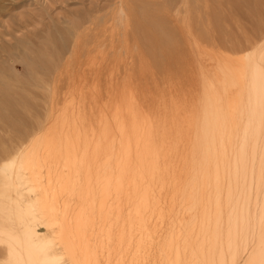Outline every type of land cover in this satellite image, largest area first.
Returning <instances> with one entry per match:
<instances>
[{
	"label": "rangeland",
	"instance_id": "1",
	"mask_svg": "<svg viewBox=\"0 0 264 264\" xmlns=\"http://www.w3.org/2000/svg\"><path fill=\"white\" fill-rule=\"evenodd\" d=\"M118 2L119 0H0V172H2L5 166L14 161L18 157L20 152V154H23V151H25V149H28V147L32 148L33 142H36V145L34 144L35 147L38 144L37 147H40V149L45 148L44 152H41L45 155V160L48 159H46V155L47 157L49 156L48 154H46L47 152H49L48 150L53 153L56 151V155L53 153L50 154L49 152V154L51 155L49 157L51 158H49L47 161L49 163L52 161L51 163L54 165H51V167L56 166V164L58 163L57 166H63L64 168L61 167V170L56 166L57 169L61 171L56 170V167H54L51 170L52 174H57V171L58 173H63L67 172V170H72L71 168H69V166L65 167V158L62 159V157H64L63 152L68 151L69 154H73L71 152V149L79 148L81 149L80 151H78L80 153L82 151L84 152V150L87 148L93 149H89V152L88 150H86L90 157V163H88L89 160H87L86 164L88 163L87 165L90 166L89 170L92 174L90 179V188L91 191L95 192V196L98 193L99 189L98 187L96 189L97 191L95 190V188L98 186V182L96 184V181L98 180L97 175L101 179V176L105 175L107 171L112 175H115L114 172H123V174H121L124 175V177L122 176V180H124L123 178L127 176L126 174H128V171L130 172V168H135L134 170L137 171L136 168L137 166H139L137 169H141V172H143L146 177L148 176V174H151V177H154L151 180L149 175L146 178L148 184L147 181L145 184L148 185L149 192L152 194V196L157 198L155 200L153 198V200L156 203L155 210H157L158 212L156 211L153 216L147 219L148 224L151 222L149 225L147 224V229L150 230V228H152L151 231L148 232H150V234L154 232L155 237L153 236V234L151 236V238H154V240L152 239V243L154 245L156 244L158 249L153 248L155 251L152 249V253L149 256L150 258L148 257L150 260L148 258H144L145 260H141L140 258H138V256H135V253L132 249L130 250L132 251L133 255L130 253L131 251L129 249L126 253H128L132 257L134 256L133 258L128 257V254L125 255V253L123 252L122 254L120 252H115V254H117L115 255L113 253V256L110 258L105 257L103 254H99V264H112L110 262H113L114 264H121L120 262H122L123 264L125 260V263L129 262H127V260H131L133 264L136 263V261L134 260H141V262H139L138 264H154L155 261L159 262L155 263L160 264L162 258L160 259V256L158 254L159 249L162 245H164L165 240L168 238L167 236L177 233V230L181 228V230L183 231V227L185 226V224L189 223L187 221H189L188 218H190L189 216L192 211L187 206L191 204V195H195L198 188H200L201 186L205 187V192H202L204 193V195H202V199H200L201 202L199 201V204L196 206L198 210L196 208L193 209V214H196L197 217H195L197 220H199V211L202 212L203 209L206 210V208L204 207H209L210 205L207 204L208 200L206 198V185H204V182L201 181V174L199 175V173L201 172L200 161L202 160L200 157H202L201 154H203L201 151L206 146V143L202 141L204 140V136L202 135V133L204 132L203 130L205 129L204 127L206 121H213L212 116L214 117V114L211 113V110L216 105L214 104L212 106V104L214 102H218L219 106L220 104L223 105L222 100L224 101L225 94H227L226 98L228 97V100H231L232 102L235 100L236 103L238 101V95L244 90L243 85H245L246 79L242 74L244 70L242 64L244 65L245 59L242 57V52H244L245 55L249 54L250 51H252L253 45L256 42L260 43V41H262V38L264 37V0H189L188 5L186 6L182 4L181 0H123L122 2H119L120 6ZM182 5L183 8L185 7V10L182 8ZM200 5L201 7H198ZM189 6L191 7L189 8L191 11L187 8ZM117 8V11H119L121 15L113 13L116 12ZM121 9H125L127 14H124L125 11H122ZM174 9H176L178 12ZM122 15L123 17L121 18ZM185 15L187 17H185ZM115 16L118 19L120 18L119 21L121 23L116 20L117 18ZM113 17L115 18L112 19ZM189 18L191 19L189 20ZM184 20L190 24H188L187 22V24H185ZM108 29H110V34ZM159 33L161 34V37ZM96 38L97 40H95ZM99 38L100 40H98ZM78 45L80 49L77 47ZM24 47H27L26 51H24L25 49H22ZM98 47L100 48L98 49ZM85 51L87 53H85ZM244 54L243 56L245 57ZM24 56H26L25 58H27L28 60H24ZM69 58H71L70 63L69 61H67L69 60ZM88 58L90 59V61ZM85 60H88V62L85 63ZM67 62L70 66H68ZM236 62H238V65L236 64ZM78 63L80 64L77 66ZM233 64L235 66V69ZM83 65H86L85 67L88 68H85ZM222 66L225 67L223 70ZM237 66L239 68L238 70L236 69ZM229 67H231V70L229 69ZM81 69H83L82 71L84 72H82ZM64 70L66 71L65 74L63 72ZM77 71H79V73ZM232 71H234L235 73H233ZM229 72H231L232 75H235V77L237 76V78L232 77ZM53 77H55V80H53ZM217 79L221 81V84ZM226 81L228 84L226 83ZM217 82L219 84H217ZM65 83L66 85L68 84L69 87H65ZM236 84L239 85L237 86ZM218 85H221L222 88ZM225 85L229 86H226L225 88L223 87ZM79 87L80 89H78ZM89 87L90 89H88ZM54 88L55 90L53 91ZM220 89H222L223 91H221ZM227 89H229L228 91L230 92V94L229 92H227ZM215 90L218 91L217 93H219V95H216ZM90 92L93 93V95L90 94L88 97V94ZM61 93H63V97L62 95H60ZM43 94L45 96H42ZM51 94H54V96ZM229 95H232L233 97L231 98V96ZM82 98H84L85 100L83 101ZM213 98L216 100L213 101ZM46 99L47 101H45ZM67 99H69L68 102ZM208 103L209 106L211 105V110H209V108L205 109L207 108ZM234 106H237V103ZM208 112L210 115H208ZM204 113H206V115ZM207 116H210V118L208 117L209 120H204L205 118H207ZM197 118H202V120ZM67 119L69 120L66 121ZM131 119H133V123H131ZM233 119L238 125H236V131H238V134L235 133L237 136H242V132H246V130L249 129L246 132L247 134H245L246 137L244 135V148L247 152H249L250 149L254 146L253 139L255 133H253V127H250V123L248 122L249 120L245 116L240 117V120L239 117L235 115ZM127 120L130 121L127 122ZM196 120L197 123L200 121V124L198 123V125H200L199 128L201 127L200 131L197 130L198 125L196 128ZM127 123L131 125H127ZM201 125H203L204 127ZM124 126H126V128H124ZM127 126H129L130 128L128 127L127 129ZM150 128H152L151 131ZM79 129L82 130V132ZM49 131L51 135L49 134ZM197 131L200 133H198ZM249 131L252 133H250ZM77 132L79 133V135ZM261 132L264 134V130H261ZM131 133L134 135V137L136 136L137 138H134ZM143 133L147 136V138L149 137V140L151 139L150 142L153 141L154 143H150L147 138H144L146 136ZM151 133L153 134L152 136H154V140L151 136ZM41 134L44 135L43 138L41 137L43 136ZM70 135L73 136V138H70ZM123 135H126V137ZM194 135L196 136V138ZM78 136L81 137L80 139H82V141L84 142H82L81 140L78 141ZM122 137H125V139ZM132 137L134 138V140L132 139ZM262 137L263 136H261V138ZM31 138L33 139V141ZM57 138L59 139V141H62L64 145L62 142H58ZM112 138H114L115 140ZM197 138H199V142L197 141ZM50 139L52 140V142L50 141ZM145 139L148 140V142L146 141V144L149 143L148 147L145 144ZM70 140L72 141V143ZM76 140L79 142L78 144L81 145L82 143L83 146L80 147H83V150L82 148L78 147L79 145L76 146L77 144H74ZM135 140L139 143H136ZM162 140L165 144H162ZM88 141L90 142L86 143ZM113 141L114 143H112ZM125 141L126 144L124 143ZM43 142L47 144H43ZM132 142L134 143L132 144ZM238 142L236 144L237 147L235 146L236 149H239L240 143ZM55 143H57L58 145H55ZM95 143H97V145ZM105 143L107 145H105ZM115 143L117 145V148L119 146V150L114 147ZM51 144H53L55 148ZM141 144H143L145 148ZM153 144L156 148L154 149V152L153 150H151L154 148ZM24 145H26V147ZM93 145H95L94 148L92 147ZM102 145L105 146L103 147ZM108 145L111 146H109L111 149L108 148ZM122 145H124V148ZM162 145L164 147H162ZM263 145L264 143L262 142V139H259L257 145H255V148L261 149L263 148ZM56 146L58 148H56ZM101 146L103 148H101ZM158 146L159 148H163L165 152H162V149H158ZM190 146L191 149L189 148ZM51 147H53L54 149H51ZM99 147L101 148V150L99 149ZM106 147L107 149H104ZM196 147H198L197 149L200 150L198 151L197 149H194ZM59 148H61L62 150ZM146 148H150L148 149V153H146ZM121 149H125L124 152H121ZM157 149L158 154H156ZM99 150L101 152L104 150V154ZM111 150L112 152H110ZM140 150H143L142 154ZM194 150L195 153L198 151V155L196 154L195 157V153L193 152ZM96 151L99 152V155L101 153L100 156L102 157L97 155V153H95ZM151 151L152 154H150V156L149 153H151ZM130 152L132 153V155ZM187 152L189 153V155ZM160 153L161 155L162 153L164 155L166 154V156L161 159L163 155L161 156ZM52 154L56 157L54 158V160L52 159ZM91 154L92 157L94 156V163L95 158L97 156L99 157V161H97L98 159H96L97 162L95 164H93V160H91ZM119 154L120 157L117 156ZM143 154H145L146 156L144 155L143 157ZM59 155H61V159L57 157ZM130 155L133 157H130ZM155 155L158 157L156 158ZM186 155L188 157H192H189L188 160V157ZM138 156L139 158L143 157V160H145L143 161L142 159H138ZM152 156H154V159L152 158ZM196 156L198 157V159ZM145 157H147L148 159ZM132 158L136 161L134 162ZM128 159H131L135 165H138H134L135 167H131L132 165L130 166V164L132 161L128 162ZM152 159L153 162L151 161ZM115 161L117 162L116 164ZM137 161L138 163H136ZM139 161L144 162L146 167L143 165L144 163H142L141 166L139 164ZM185 161L187 164L184 163ZM187 161H189L190 163L193 162L191 164L193 166L187 167V165H190V163ZM154 162H157L158 165ZM97 163L99 164V169H101L99 170V173L97 172ZM147 163L148 165L154 163L155 165L151 164L150 166H153L156 169L152 167L151 173H147L146 170L149 168ZM103 164L104 167L102 166ZM184 164H186V166ZM72 165L73 163L71 164V166ZM91 165H95L97 168L94 169V167H91ZM123 166L126 167L125 170H127L128 168L126 174L124 173L125 170ZM160 166L165 167L166 171H164V168H161ZM102 167L106 168V170H103ZM142 167L144 168V170L146 168V170L144 171ZM158 167L160 171L162 170V172H160L158 169L157 172L159 174L155 171ZM191 167L194 168L190 169ZM68 168L71 170H69ZM53 169H55L56 172H54L55 170L53 171ZM150 169L151 168H149L148 171H150ZM188 169H190L189 172ZM184 170L188 172L189 176ZM191 170H194L195 172ZM42 171L43 176H45L44 169H42ZM103 171L105 174H103ZM93 172L95 173L96 177ZM190 172L192 174V177L190 176ZM195 173L198 174L196 175ZM183 174L186 175L187 178ZM173 176L175 177V180L172 181ZM196 176L198 178L200 176V178L198 179L196 178ZM170 177L171 181L169 179ZM46 178L47 177H42V180L46 181ZM157 178L160 181H158ZM188 178H192L193 180L191 181L190 179V181H187ZM153 179L154 181H157L154 182ZM197 180H200L204 186L201 185L199 181V183H197V186V184L195 183L197 182ZM0 182L1 191V188L4 187L3 179L0 178ZM185 182L189 184H185ZM168 184L170 185V187ZM162 185L165 187L163 188ZM154 186H156V188ZM160 186L161 188H163V190L160 188ZM185 187L190 190V193L189 190H186ZM157 188L158 190H156ZM182 189H184L185 191ZM22 192L24 194H29L25 189H23ZM162 194H165L163 195L164 197L162 196ZM169 194L172 195L170 196ZM177 194H180L181 197ZM188 195L189 198L186 199ZM178 198L181 199L178 200ZM184 198L186 201L184 200ZM205 199L207 202L205 201ZM1 200L2 196L0 195V202ZM72 202L74 201H71V206L69 209L70 215L74 212L75 209V207L72 206ZM179 202L183 205H181ZM205 204L207 206H205ZM71 207H73V210L71 209ZM157 208H159V210ZM160 208H162L163 210H160ZM183 209H186V214ZM175 210L178 212H175ZM188 211L191 212L188 213ZM175 213H178V215H176ZM160 214H162L164 218H162ZM4 215L5 213L0 209V264H12V262L8 260L10 259L7 251L8 247L5 242L2 241L5 237V231H7L5 223L8 222L7 218ZM180 215H182V219L180 218ZM154 216L157 217V220H155ZM169 216L172 217V220H170L171 217ZM159 219L162 220L159 221ZM178 219L180 221L183 220V222L181 221V223ZM184 219H186V221ZM154 221H156V229L152 227L153 225L156 226ZM161 222L163 226L159 225V223L161 224ZM177 222H180L181 225H179L180 223ZM167 223L170 225L168 226ZM171 225L173 227L175 226V228H173ZM160 226H162L161 228L163 229H161ZM164 232L166 234H164ZM60 247H58L57 250L63 251L64 249L62 250V248ZM123 254L126 257H124ZM153 255L156 256L154 257ZM119 256H122L123 258H119ZM135 257H137V259ZM129 258H132L133 260ZM154 259L155 261H153ZM131 261L129 262L130 264H132ZM240 263L241 262H239V264Z\"/></svg>",
	"mask_w": 264,
	"mask_h": 264
},
{
	"label": "bare ground",
	"instance_id": "2",
	"mask_svg": "<svg viewBox=\"0 0 264 264\" xmlns=\"http://www.w3.org/2000/svg\"><path fill=\"white\" fill-rule=\"evenodd\" d=\"M120 1L122 2L123 0H119V2ZM181 2L184 6H186V5H188L189 0H181ZM183 5H182V8H183ZM119 6H120V3H119ZM122 7H124V6H122ZM177 7H179V6H177ZM198 7H201V5ZM124 8H126V7H124ZM187 8L189 9L191 7L189 6ZM176 9H174V10L177 11ZM117 10H118V8L116 9V12H113V13L114 14H120L119 11H117ZM123 10L125 11V9H123ZM125 13H126V11L124 12V14ZM115 17H113L112 19H114ZM122 17H123V15L121 16V18ZM185 17H187V16L185 15ZM208 18H211V17H208ZM119 19L117 18L116 20L119 21ZM190 19L191 18H189V20ZM185 20H188V19H185ZM185 20H184V22H185V24H187L188 22ZM110 22H111V20H110ZM188 24H190V23H188ZM112 27H113V25H112ZM110 29H108L109 34H110ZM103 31H105V30H103ZM154 33H158V32H154ZM103 34H104V32H103ZM161 34H162V32H161ZM161 34H160V37H161ZM101 36H102V34H101ZM103 36H105V35H103ZM95 40H97V38ZM98 40H100V38ZM102 42H100V43H102ZM85 45H87V44H85ZM85 45H83V46H85ZM92 46H93V43H92ZM77 47L79 48V45ZM100 47H98V49ZM26 48L27 47H24L22 49L23 50L25 49L24 51H26L27 50ZM93 48H95V47H93ZM197 49H198V46H197ZM86 51H85V53H87ZM88 53H90V52H88ZM26 54H28V53H26ZM68 54H69V52H68ZM243 54H244V52H242V57L245 59V61L243 60L245 63H244V65L242 64L243 69H244L242 74H243V76H245L246 82H245V85H243L244 90L242 91V93L239 92L240 94L238 95L239 96L238 98L236 97L238 100L236 102L237 106H234L236 104L235 100L232 99V100H234L233 102L231 100H228V97L226 98L227 94H225L224 95V101L222 100L223 105L220 104V106H219L218 102H216L218 104H216L214 102L212 104V106L214 104L216 106H214V108L212 110L210 108L211 105L209 106V103L207 105V108H205V109L209 108V110L212 111L211 113L214 114V117L212 116L213 121L209 122L210 120L208 119V117L210 118V116H207V118H205L206 117L205 116L204 120L208 119L209 121H206L205 127L203 125H201L205 129L203 130L204 132L202 131L203 132L202 135L204 136L203 137L204 140H202V139H200V140H202L204 143H206L205 145L207 147L205 146V148L202 149V151H201L203 154H201L202 157H200L202 159V160L200 159L201 160L200 163L202 165L200 164L201 172L199 173V175L201 174V181L204 182V185H206V189H207V193H206L207 197L206 198H207L209 203L206 201V199H205V201L207 202V204H210V205H209V207H204V208H206V210L203 209L202 212L199 211V213H198L199 220L196 219V217H197L196 214L195 215L193 214L194 213L193 209L196 208V206L199 204V201L201 202L200 199H202V195H204V193H202V192L205 190V187H202V186L200 188H198L197 193L195 195H191V197H190L191 198V204L189 206H187L192 211V212L188 211V213L191 212V214L189 216L190 218H188L189 221H187L189 223H186V224L183 223V224H185V226L183 227V231L181 230L182 228L181 229L178 228L179 230H177V233L167 236L168 237L167 239L165 237V239H166L165 243H164V245L161 246V248L158 251L156 244L154 245L152 243L154 238H151V236H152V234L154 236V232L153 233L151 232L152 234H150V232H148V231H151L152 228H150V230L147 229V227H148L147 226V224H148L147 219H149L151 216H153L154 213L157 211V210H155L156 209V205H155L156 203L154 202V200L157 198L152 196V194L149 192L148 185H146L145 183L147 181L146 178L149 175H150L151 180L154 177H151L152 176L151 174H148V176L146 177L143 174V172H141L142 171L141 169H139L140 170L139 171L137 169L139 167V166H137L138 164L137 165L134 164V162L136 160H133V158H132V160L134 162L131 159H128L129 160L128 162L132 161L130 166L131 165H132L131 167H133L134 165L137 166V168H136L137 171L134 170L135 168L132 169L129 167L131 170L129 169L130 172L128 171L127 172L128 174H126V171L128 170V168H127V170H125L126 167H124L125 166V164H124L123 168L125 171L124 170L123 171L127 175L125 177L126 179L123 178L124 180H122V176L124 177V175H122L123 172L116 173L113 171L115 173V175H112L111 173H108V171L106 174L103 171V174H105V175H102L101 179L97 175L98 180L96 181V184L98 182V186L95 188V190L98 187H99V189H98V193H97L98 195L96 194V196H95V192L91 191V188H90V186H91L90 179H91L92 174L89 170L90 166L87 165L88 163H90V159H89L90 157L88 155L90 148L85 149L84 152L82 151L83 152V153L81 152L82 154L80 152H78L81 150L79 148H75V149L70 148L72 150L71 152L73 154H71V153L69 154L68 151L63 152L64 157H62V159L65 158V162H66L65 167L69 166V168H71L72 170L68 168L71 171L67 170V172L58 173V171L62 170L61 167H63V166H61V167L57 166L58 163L56 164V160H55L56 166L61 170L57 169V167L54 166V167H56V170H58V171L56 174V173H54V172H56V170L53 169V171L54 170L55 171L53 172L54 174H52L51 170L54 167L53 166L51 167V165H54V164L51 163L52 161L50 162L51 163L50 164L47 160L49 158H51L49 156H51L50 154L53 152H50V150H48V148H47V150L50 152V154H49V152L46 153L49 156L47 157V155H46V159L47 158L48 159L45 160V158H44L45 155L43 153H41V152H44L45 148L40 149V147H37L38 144L35 147L34 144L36 142L35 143L33 142V145L30 144L33 146L32 148L28 147L29 150L25 149V151H23V154H20L21 152L19 153V155L16 154V155H18V157L17 158L15 157L16 159L14 161H12L11 163H9L7 166H5L2 170V172H0V178L3 179V182H4V187L1 188L2 190L0 191V195L2 196V200L0 202V209L3 210V212L5 213L4 216L7 218V221H8L5 223V226L7 227V231H5V237L3 238L2 241L5 242V244L8 247L7 251H8V254L10 257V259H8V260L11 261L12 264H99L100 263L99 256H98L99 254H103L105 257L110 258L113 256V253L115 254V252H120L121 254L123 252L126 255V254H128V253H126V252H128V249L129 250L132 249L133 252L135 253V256H138V258H140L141 260L142 259L145 260L144 258H148L151 255L152 249L157 248L156 250L159 252L158 254L160 256V259L162 258L161 261L159 259L160 264H239V262H241L240 264H264V145H263V148H261V149L255 148V145H257L259 139H262V142L264 143V134L261 132V130H264V37L262 38V41H260V43L256 42L253 45L252 51H250L249 54H246V55L244 54L245 57L243 56ZM86 55H88V54H86ZM86 55H85V57H86ZM25 57L26 56H24V58ZM85 57H84V59H85ZM89 57H90V55H89ZM74 58H75V56H74ZM26 59L27 58H25L24 60H26ZM67 61H69V63H70L71 58H69V60H67ZM89 61H90V59H89ZM237 61H239V60H237ZM83 62H84V60H83ZM87 62H88V60L85 63H87ZM69 63H68V66H70ZM237 63L238 62H236V64ZM46 64H48V63H46ZM79 64L80 63H78L77 66ZM64 65H63V67H64ZM239 65H240V62H239ZM83 66L85 67L86 65H83ZM223 66H222V70L225 68ZM233 66H234V64H233ZM59 68H60V66H59ZM68 68H70V67H68ZM85 68H88V67H85ZM85 68H84V70H85ZM220 69H221V66H220ZM229 69L231 70V67H229ZM234 69H235V66H234ZM236 69L237 70L239 69L238 66ZM61 70H62V68H61ZM76 70H77V68H76ZM82 70L83 69H81V71ZM222 70H221V73H222ZM234 71H236V70H234ZM234 71H232V72L235 73ZM63 72L65 74L66 71L64 70ZM77 72L79 73V71H77ZM82 72H84V71H82ZM229 73L231 74V72H229ZM238 74H239V72H238ZM67 75H68V73H67ZM74 75H75V73H74ZM80 76H81V74H80ZM231 76L235 77V75H232V74H231ZM60 77H61V72H60ZM67 77H69V76H67ZM84 77H85V73H84ZM54 78L55 77H53V80H55ZM235 78H237V76ZM235 78H234V80H235ZM56 79H58V78H56ZM72 79H73V77H72ZM230 79H231V77H230ZM87 80H88V78H87ZM219 81L220 80H218V82ZM223 81H225V80H223ZM218 82H217V84H219ZM226 83H227V81H226ZM231 83H233V82H231ZM54 84H55V82H54ZM220 84H221V81H220ZM66 86L69 87V85L68 84L66 85V83H65V87ZM218 86H220L222 88L221 85H218ZM226 86L227 85H225L223 87L226 88ZM231 86H233V85H231ZM80 87L78 89H80ZM88 89H90V87ZM229 89H227V92H229L228 91ZM54 90H55V88L53 89V91ZM84 90H83V92H84ZM220 90L223 91L222 89H220ZM240 90H242V89H240ZM79 91H82V90H79ZM212 91H213V89H212ZM221 91H220V94H221ZM69 92H70V90H69ZM217 92L218 91L215 92L216 95L217 94L219 95V93H217ZM223 93H222V95H223ZM62 94L63 93H61L60 95H62ZM90 94L93 95V93L90 92L88 94V97ZM229 94H230V92H229ZM51 95L54 96V94H51ZM236 95H234V96H236ZM42 96H45V95L43 94ZM57 96H59V95H57ZM229 96H231V98L233 97L232 95H229ZM62 97H63V95H62ZM65 97H66V94H65ZM67 97H68V95H67ZM84 98H82L83 101L85 100ZM214 98H213V101L216 100ZM72 99H73V97H72ZM91 99H92V96H91ZM68 100L69 99H67V102H68ZM207 100H209V99H207ZM45 101H47V99ZM67 102H65V103H67ZM208 102H210V101H208ZM217 105H218V107H217ZM65 111H67V110H65ZM75 112H77V111H75ZM204 114L206 115V113H204ZM77 115H76V117H77ZM208 115H210L209 112H208ZM235 115H237L239 117V119L242 116L247 117V119L249 120L248 122L250 123V127L251 126L253 127V131H254L253 133H255L254 139H253V145L254 146L250 149L249 152H247L244 148L245 147L244 146V144H245L244 138L246 137L245 134H247L246 132L249 129L246 130V132H242L243 133V135L241 134L242 136H237L236 135V134H238L237 133L238 131H236L237 130L236 129L237 123L233 119V117ZM54 118H55V116H54ZM73 118H72V120H73ZM78 119H79V116H78ZM197 119L202 120V118H197ZM68 120L69 119H67L66 121H68ZM132 120L133 119H131V123H133ZM153 120H155V119H153ZM128 121H130V120H127V122ZM51 122H53V121H51ZM196 123H197V120H196ZM198 123L196 124V128H197ZM238 123H239V120H238ZM147 124H148V122H147ZM240 124H241V122H240ZM127 125H131V124L127 123ZM199 126L200 125H198V128H199ZM245 126H246V122H245ZM59 127H60V125H59ZM128 127L129 126H127V129H128ZM124 128H126V126H124ZM198 128H197V130L200 131L201 127L199 129ZM151 129L152 128H150V131H151ZM80 131L82 132V130H80ZM122 131H124V130H122ZM184 131H186V130H184ZM198 133H200V132H198ZM250 133H252V132H250ZM46 134H48V133H46ZM49 134H50V131H49ZM57 134H59V133H57ZM125 134H126V132H125ZM41 135H43V134H41ZM78 135H79V133H78ZM92 135H93V133H92ZM152 135L153 134L151 133V136ZM244 135H245V137H244ZM45 136H47V135H45ZM123 136L126 137V135H123ZM132 136L134 137L133 134H132ZM261 136H263V137L261 138ZM41 137L43 138L44 135ZM41 137H40V139H41ZM71 137L73 138V136L70 135V138ZM125 137H122V138L125 139ZM130 137H131V135H130ZM133 137H132V139L134 140V138L136 136L134 138ZM153 137L154 136H152V138ZM53 138H54V136H53ZM61 138H62V136H61ZM80 138L81 137H79L78 141H80V140L82 141V139H80ZM144 138H147V136ZM162 138H164V137H162ZM195 138H196V136H195ZM199 138H197V141ZM59 139H60V135H59ZM59 139H58V142H62V141H59ZM112 139H114V138H112ZM147 139H145V144H146V141L148 142V140H149V139L148 140ZM104 140H106V139H104ZM136 140H135V142L139 143ZM150 140H149V142H150ZM153 140H154V138H153ZM194 140H196V139H194ZM32 141H33V139H32ZM50 141L52 142L51 139H50ZM78 141L76 140L77 143L75 142L74 144H77L76 146L79 145L78 147L83 146L82 143H81V145L78 144L79 143ZM90 141H88L86 143H89ZM110 141H112V140H110ZM238 141H240V142H238ZM38 142H39V140H38ZM82 142H84V141H82ZM193 142H195V141H193ZM237 142L240 143L239 149L235 148ZM71 143H72V141H71ZM112 143H114V141ZM116 143H115L114 147L117 146ZM124 143L126 144V141ZM133 143L134 142H132V144ZM140 143H141V141H140ZM150 143H154V142L152 141ZM160 143H161V141H160ZM43 144H47V143L43 142ZM56 144L57 143H55V145ZM95 144L97 145V143H95ZM98 144H99V142H98ZM148 144H146L147 147H148ZM162 144H165L164 141ZM200 144H201V142H200ZM246 144H247V142H246ZM39 145H40V143H39ZM51 145H53V144H51ZM63 145H64V143H63ZM105 145H107V144L105 143ZM110 145H108V148L111 147ZM141 145L143 146V144H141ZM196 145H198V144H196ZM24 146L26 147V145H24ZM94 146L95 145H93L92 147L94 148ZM102 146H101V148L104 147V146L103 147ZM122 146L124 148V145H122ZM153 146H154V148L151 150H153V152H154V149H156V148H155L154 144H153ZM43 147H44V145H43ZM53 147L55 148L54 145H53ZM53 147H51V149ZM63 147H65V146H63ZM143 147L145 148V146H143ZM162 147H164V146L162 145ZM56 148H58V147L56 146ZM80 148H82V150H83V147H80ZM101 148L99 147L100 150H101ZM118 148H119V146H118ZM150 148H148V149H150ZM189 148L191 149V146ZM197 148L198 147H196L194 149H197ZM59 149H61V148H59ZM104 149H107V147ZM148 149L146 148V150H147L146 153H148ZM158 149L163 150V148H161V147L159 148V146H158ZM158 149L156 150V152L158 151ZM19 150H18V152H19ZM63 150H65V149H63ZM86 150H88V152ZM90 150H93V149H90ZM124 150L125 149H123V150L121 149V152L122 151L124 152ZM140 151L142 154L143 150H140ZM55 152L53 154L56 155ZM102 152L104 154L105 151L103 150ZM110 152H112V150ZM131 152H132V150H131ZM133 152H134V150H133ZM160 152H161V150H160ZM162 152H165V151L163 150ZM193 152L195 153V150ZM197 152L194 154V157L196 154L198 155ZM95 153H97V155H99L98 154L99 152L96 151ZM101 153H100V155H101ZM106 153H108V152H106ZM116 153H117V151H116ZM53 154H52V159L54 160V158H56V157L53 156ZM57 154H59V153H57ZM61 154H62V151H61ZM145 154H143V157ZM150 154H152V151H151V153H149V155ZM156 154H158V152ZM93 155H95V154H93ZM131 155H132V153H131ZM131 155H130V157H133ZM134 155H137V154H134ZM160 155H161V153H160ZM162 155H161L162 156L161 159L164 156H166V154L164 155L163 153H162ZM188 155H189V153H188ZM60 156L61 155H59L57 157L60 158ZM117 156L120 157V154ZM91 157H92V154H91ZM93 157L91 160H93V164H95L97 161H99V157L95 156L96 157L95 163H94ZM100 157H102V156H100ZM143 157L139 158V156H138L137 158L140 160L141 159L143 160ZM147 157H149V156H147ZM147 157H145V158H147ZM155 157L157 158L158 156L155 155ZM187 157H185V158H187ZM189 157L187 158L188 160H189ZM117 158H115V159H117ZM152 158L154 159V156H152ZM96 159H98V160L96 161ZM100 159H102V158H100ZM153 159L151 160L152 162H153ZM197 159H198V157H197ZM87 160H89V161L86 164ZM101 161H104V160H101ZM116 161H115V164L117 163ZM62 162H63V160H62ZM139 162H140L139 164L141 166H142V163H144L142 161H139ZM187 162H189V161H187ZM72 163H73V165H72L73 167L71 166ZM121 163H122V161H121ZM136 163H138V161ZM154 163H151V164H154ZM184 163H186V161ZM192 163H190V165H187V167L193 166V165H191ZM186 164H184V165L186 166ZM143 165L146 167L145 163ZM147 165H148V163H147ZM150 165H148L149 168H151L150 171H148L149 168L147 170L145 168L147 173H151L153 166H150ZM157 165H158V163H157ZM98 166H99V164L97 165V167ZM102 166L104 167V164ZM141 166H140V168H141ZM91 167H94V169L97 168L95 165L94 166L91 165ZM181 167H182V165H181ZM153 168H155V167H153ZM163 168H164L163 170L166 171L165 167H163ZM193 168L191 167L190 169H193ZM42 169H44L45 176H43ZM104 169L106 170V168H103V170ZM158 169H159V167L155 171L157 172ZM190 169H188V172ZM99 170H101V169H99V167H98V171H97L98 173H99ZM143 170H144V168H143ZM159 171H160V169H159ZM191 171H194V170H191ZM196 171H197V168H196ZM94 172H95V170H94ZM94 172H93V174L95 175L96 172L95 173ZM160 172H162V170ZM188 172H186L187 175H188ZM70 174H71V176H70ZM100 175H101V173H100ZM154 175H156V174H154ZM191 175L192 174L190 172V176ZM175 176H176V174H175ZM184 176H186V175H184ZM42 177H47L46 181H43ZM95 177H96V175H95ZM120 177H121V179H120ZM173 177H172V181L175 180V177L174 178ZM158 178H157V180H158ZM163 178H164V176H163ZM186 178H187V176H186ZM196 178H198V177L196 176ZM199 178H200V176H199ZM155 179H156V177H155ZM169 179L171 181V177ZM188 179H187V181H190V179H191V181L193 180L192 178H190L189 180ZM157 180H155V181H157ZM153 181H154V179H153ZM153 181H152V184H153ZM158 181H160V180H158ZM198 181L201 183V185H203V183L200 180H197V182H195V181H193V182H195L197 184V183H199ZM161 182H163V181H161ZM173 183H176V182H173ZM186 183L187 182H185V184ZM147 184H148V181H147ZM187 184H189V183H187ZM166 185H167V183H166ZM197 186H198V184H197ZM154 187L156 188V186H154ZM164 187L165 186H163V188ZM169 187H170V185H169ZM169 187H168V189H169ZM160 188H161V186H160ZM163 188H161V189L163 190ZM171 188H172V186H171ZM188 188H189V186H188ZM23 189H25L29 194H26V193L24 194L22 192ZM193 189H195V188H193ZM156 190H158V188ZM180 190H181V188H180ZM182 190H184V189H182ZM186 190H189V189L186 188ZM184 191H183V193H184ZM30 193H31V195H30ZM189 193H190V190H189ZM157 194H159V193H157ZM160 195H161V193H160ZM163 195H165V194H162V196ZM177 195H180V194H177ZM154 196H155V194H154ZM166 197H168V196H166ZM180 197H181V195H180ZM153 198H154V200H153ZM187 198H189V195L186 197V199ZM179 199H181V198H178V200ZM184 200H185V198H184ZM71 201H74V202H72L73 203L72 206L75 207V209H74V212L70 215L69 209L71 206ZM184 203H186V202H184ZM189 203H190V201H189ZM180 204H178V205H180ZM181 205H183V204H181ZM185 205H184V207H185ZM202 205H203V201H202ZM205 206H207V205L205 204ZM73 207H71V209ZM182 208H183V206H182ZM202 208H203V206H202ZM157 209L159 210V208H157ZM160 210H163V209L160 208ZM176 210H175V212H178ZM181 212H182V210H181ZM186 212L187 211H185V214H186ZM175 214L178 215V213H175ZM160 215L162 216V218H164L162 214H160ZM181 216L182 215H180V218H181ZM169 217H171V216H169ZM154 218H155V220H157V217L154 216ZM186 219H184V220L186 221ZM161 220L159 219V221H161ZM170 220H172V217L170 218ZM181 221L183 222V220H181ZM154 222L156 225V221H154ZM180 222H177V223H180ZM181 223L179 225H181ZM159 225H162V222H161V224L159 223ZM169 225L170 224H168V226ZM162 226H160V228ZM152 227H154L156 229L157 225L156 226L153 225ZM173 228H175V226ZM161 229H163V228H161ZM165 232H164V234H166ZM169 233H173V232H169ZM58 247H60V248H62V250L63 249L64 250L59 251V250H57ZM130 253L132 254V251ZM118 255H119V253H118ZM125 255L123 254L124 257H126ZM243 255L245 258L243 257ZM153 256L155 257L156 255H153ZM101 257H102V255H101ZM114 257H116V256H114ZM120 257H122V256H119V258ZM128 257H132V256H130L128 254ZM132 258H129V259H132ZM135 258L137 259V257H135ZM121 259H120V261H121ZM141 260L140 261L134 260V261H136V263H134V264H138L139 262H141ZM149 260H148V262H149ZM107 261H108V259H107ZM125 261L123 264H128L131 260H127V262L129 261L128 263H125ZM153 261H155V259ZM155 262H157V261H155ZM155 262H154V264L159 263V262H157V263H155ZM110 263L114 264L113 262H110ZM120 263L122 264V262H120ZM131 263H132V261H131Z\"/></svg>",
	"mask_w": 264,
	"mask_h": 264
}]
</instances>
